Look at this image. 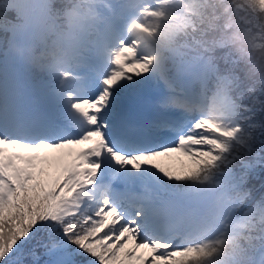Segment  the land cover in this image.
I'll return each mask as SVG.
<instances>
[{
    "label": "snow or ice",
    "instance_id": "6c2138e0",
    "mask_svg": "<svg viewBox=\"0 0 264 264\" xmlns=\"http://www.w3.org/2000/svg\"><path fill=\"white\" fill-rule=\"evenodd\" d=\"M205 9L0 0V264H264V82Z\"/></svg>",
    "mask_w": 264,
    "mask_h": 264
},
{
    "label": "clouds",
    "instance_id": "9594fccd",
    "mask_svg": "<svg viewBox=\"0 0 264 264\" xmlns=\"http://www.w3.org/2000/svg\"><path fill=\"white\" fill-rule=\"evenodd\" d=\"M205 3V30L215 29L223 33L225 41L245 65L246 76L254 84L264 82V47L254 48L242 38V30L248 26L247 22L225 15L227 0H205ZM260 23L264 24V19ZM258 43L264 44V41H258ZM250 48L254 54L251 59L249 58Z\"/></svg>",
    "mask_w": 264,
    "mask_h": 264
}]
</instances>
